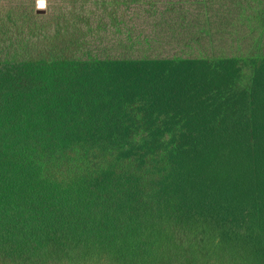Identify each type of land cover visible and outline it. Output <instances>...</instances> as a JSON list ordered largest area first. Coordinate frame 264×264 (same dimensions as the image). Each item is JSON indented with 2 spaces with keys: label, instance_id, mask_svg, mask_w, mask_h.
Returning <instances> with one entry per match:
<instances>
[{
  "label": "trees",
  "instance_id": "1",
  "mask_svg": "<svg viewBox=\"0 0 264 264\" xmlns=\"http://www.w3.org/2000/svg\"><path fill=\"white\" fill-rule=\"evenodd\" d=\"M0 0V264H264V0Z\"/></svg>",
  "mask_w": 264,
  "mask_h": 264
},
{
  "label": "rangeland",
  "instance_id": "2",
  "mask_svg": "<svg viewBox=\"0 0 264 264\" xmlns=\"http://www.w3.org/2000/svg\"><path fill=\"white\" fill-rule=\"evenodd\" d=\"M38 7H40V0H38L37 2H36V9L38 8ZM41 9H45V1H44V6L43 7H40Z\"/></svg>",
  "mask_w": 264,
  "mask_h": 264
},
{
  "label": "water",
  "instance_id": "3",
  "mask_svg": "<svg viewBox=\"0 0 264 264\" xmlns=\"http://www.w3.org/2000/svg\"><path fill=\"white\" fill-rule=\"evenodd\" d=\"M44 9H41L40 7L37 8V14H43Z\"/></svg>",
  "mask_w": 264,
  "mask_h": 264
},
{
  "label": "clouds",
  "instance_id": "4",
  "mask_svg": "<svg viewBox=\"0 0 264 264\" xmlns=\"http://www.w3.org/2000/svg\"><path fill=\"white\" fill-rule=\"evenodd\" d=\"M44 6V0H40V7Z\"/></svg>",
  "mask_w": 264,
  "mask_h": 264
}]
</instances>
